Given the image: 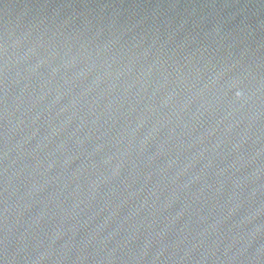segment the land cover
I'll return each instance as SVG.
<instances>
[{
    "label": "water",
    "instance_id": "95a60500",
    "mask_svg": "<svg viewBox=\"0 0 264 264\" xmlns=\"http://www.w3.org/2000/svg\"><path fill=\"white\" fill-rule=\"evenodd\" d=\"M0 264H264V0H0Z\"/></svg>",
    "mask_w": 264,
    "mask_h": 264
}]
</instances>
